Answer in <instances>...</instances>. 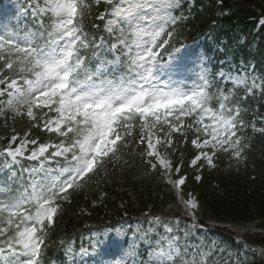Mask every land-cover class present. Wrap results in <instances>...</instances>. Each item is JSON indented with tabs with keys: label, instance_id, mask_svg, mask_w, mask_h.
Listing matches in <instances>:
<instances>
[{
	"label": "snow or ice",
	"instance_id": "snow-or-ice-1",
	"mask_svg": "<svg viewBox=\"0 0 264 264\" xmlns=\"http://www.w3.org/2000/svg\"><path fill=\"white\" fill-rule=\"evenodd\" d=\"M101 4L110 7L97 19L110 17L105 31L113 58L91 66L85 53L98 56L95 49L104 39L90 38L84 21ZM179 7L180 0H26L18 16L30 17L33 26L0 25V117L11 113L30 122L23 136L10 137L0 157L6 167L24 159L35 163L21 169L29 175L27 183L21 179L15 190L0 187V264H41L62 203L89 181L107 176L109 166L126 167L131 156L159 172L193 220L200 205L183 191L181 146L191 145L189 166L198 173L217 167L221 154L246 159L247 129L264 133V127L257 128L255 112L246 121L249 109L242 105L257 92L264 95V79L221 71L218 77L232 88H220L202 56L193 58L182 44L168 51L183 19L173 15ZM259 119L264 123V116ZM33 128L46 139L33 137ZM163 230L161 235L151 226L136 229L150 247L148 264H209L216 242L181 245L176 229L164 224ZM149 234H156L155 241ZM105 245L106 238L97 237L91 251L81 247L80 264H88L85 257L110 264ZM136 250L134 236L114 264L128 259L137 264Z\"/></svg>",
	"mask_w": 264,
	"mask_h": 264
},
{
	"label": "trees",
	"instance_id": "trees-1",
	"mask_svg": "<svg viewBox=\"0 0 264 264\" xmlns=\"http://www.w3.org/2000/svg\"><path fill=\"white\" fill-rule=\"evenodd\" d=\"M106 11H110L108 5L94 6L84 27L90 38L103 37L104 44L95 51L102 59L111 60L113 53L108 45L112 40L105 31L106 20L110 17L97 19ZM173 15H182L183 19L175 26L168 51L173 46L202 38L206 53L218 62L224 60V68L232 69L239 64L254 66L258 82L264 79V25L258 27L264 18V0H180V7ZM28 23L33 26L34 21L28 19ZM91 54V50L85 53L88 59ZM91 63L94 65L95 61ZM218 69L214 67V73ZM213 82L220 88H231L217 80ZM241 95L242 88L237 90V96ZM242 106L249 109L244 116L246 121L251 120V113L255 112L257 128L264 127L259 119L264 116V95L257 92ZM29 127L26 117L13 119L10 113L7 119L0 117V149L7 145L12 135L23 136ZM31 132L33 137L46 139L38 129L33 128ZM245 135L251 144L246 159L237 162L221 154L216 158L217 167H205L199 173L189 166L191 145L181 146L184 151L181 173L187 176L183 191L195 195L200 205L195 220L176 199L166 180L159 172L149 170L139 156H131L126 167H118L115 171L109 166L107 176L94 178L83 189L73 191L68 202L62 203L54 224L48 229L41 264H72L81 247L91 249L94 235L106 229L116 232L126 245L135 236L138 251L147 262L150 247L139 239L136 229L143 232L151 226L163 235L164 224L176 229L174 234L180 237L181 245L216 242L217 248L209 264H236L237 260L240 264H264V133L248 128ZM4 165L2 158L0 170ZM31 165L34 167L35 163L23 161L21 164L23 169ZM21 166H14L18 176ZM197 174L201 176L199 181L195 180ZM7 177V172L0 175L2 180ZM18 185L11 188L15 190ZM156 218L160 220L159 225L155 223ZM177 220L179 225L175 223ZM149 238L155 241L157 236L149 234ZM69 246L72 252L68 251Z\"/></svg>",
	"mask_w": 264,
	"mask_h": 264
},
{
	"label": "rangeland",
	"instance_id": "rangeland-1",
	"mask_svg": "<svg viewBox=\"0 0 264 264\" xmlns=\"http://www.w3.org/2000/svg\"><path fill=\"white\" fill-rule=\"evenodd\" d=\"M25 1L26 0H1L0 1V25L7 23L11 27H15V26H17V21H18L19 25L23 26L21 22L25 18L22 16H18V11H19L20 7L25 4ZM260 24H264V20H262L260 22ZM185 51L192 54L193 58L202 56L204 61H205V64H206L205 57H204L201 50H199L196 53L193 52L194 48L189 49V51H187V50H185ZM241 73H244V72H241ZM236 74L237 73H232V75H236ZM192 79H195V76H193ZM0 158H2V157H0ZM24 160H26V159H24ZM10 168L11 167H6L7 170ZM13 173H15V172H13ZM13 173L10 175V177H8V179L3 184L0 185V187H6V185H8V184L11 185L14 183L13 178L15 177V175H13ZM23 173L28 175L27 171H25ZM120 242L121 241L118 239H111L109 237V235L106 236L105 247L108 248V253L104 256V259L106 261H109L110 264H114L115 261H118V260L123 258V253L125 251L118 250L119 249L118 244ZM101 251H103V248L101 249ZM88 258H93V257H85L84 259L87 260ZM135 259L138 261L137 264H140L141 258H140V256H138V254H136Z\"/></svg>",
	"mask_w": 264,
	"mask_h": 264
}]
</instances>
